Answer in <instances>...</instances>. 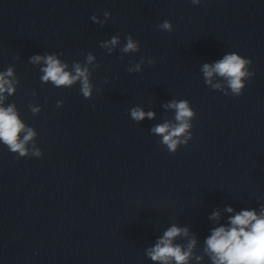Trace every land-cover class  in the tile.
<instances>
[{
  "label": "clouds",
  "instance_id": "9594fccd",
  "mask_svg": "<svg viewBox=\"0 0 264 264\" xmlns=\"http://www.w3.org/2000/svg\"><path fill=\"white\" fill-rule=\"evenodd\" d=\"M191 2L199 5L201 0H191ZM103 15L105 17L103 21L99 20L97 15H93L91 20L103 26L111 14L105 11ZM159 27L163 31H172V24L167 20L163 21ZM119 44L120 37L112 36L110 40L103 41L100 46L111 54ZM139 50V42L130 34L120 49L122 53H136ZM58 55L61 54L34 55L30 57L29 62L43 65L40 72L42 73L41 81L44 84L51 83L57 88H70L79 83L83 97L90 99L93 94L92 69L99 67V64L93 63L96 57L88 53L83 63L74 61L69 70V64L59 59ZM144 62V58H141L140 62L130 66L128 71L140 72ZM147 63L153 64L154 61L148 59ZM251 63L250 59L233 52L224 55L213 64H203L201 71L205 84L213 90H221L225 95L229 94V91L224 90V85L213 83L214 75H218L226 82L231 95L240 96L245 88V81L254 75L249 70ZM89 65H92V69ZM18 84L19 80L12 66H9L6 71H0V144L7 146L10 152L18 154L19 157L39 158L43 153L36 144L38 133L21 119L14 103L5 104L8 97L16 93ZM35 95L36 93L33 92V96ZM62 104L63 101H57L58 108ZM28 107L33 115L41 112V108L34 104L30 103ZM164 107L174 110V122L166 120L152 127L150 131L162 137L160 143L165 145L170 153H175L181 145H187L193 138L192 120L196 113L186 99H174ZM155 116V112H145L140 107L130 109V117L135 122L143 121L145 118L152 120ZM224 211L231 214L227 218V223L210 229V235L204 239L202 250L198 247L197 235L191 232L189 227L173 223L152 246L145 249L146 257L153 264H193V261L195 264H203L205 257L210 264H264V204L260 205L259 211L256 209L235 211L231 206L226 207ZM208 219L219 222L220 211H213Z\"/></svg>",
  "mask_w": 264,
  "mask_h": 264
}]
</instances>
